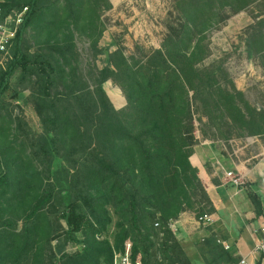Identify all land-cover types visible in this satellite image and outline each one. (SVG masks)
<instances>
[{"label":"trees","instance_id":"1","mask_svg":"<svg viewBox=\"0 0 264 264\" xmlns=\"http://www.w3.org/2000/svg\"><path fill=\"white\" fill-rule=\"evenodd\" d=\"M167 2L159 47L136 45L127 56L120 40L100 44L110 0H0L3 15L27 8L13 59L0 68V264H112L127 241L143 264H193L170 224L184 211L199 222L215 211L190 161L197 122L206 118L204 138L257 136L264 145V108L238 89L226 56L206 61L209 34L260 2L240 37L264 69V0ZM78 36L103 56L93 87L79 72ZM16 72L14 91L29 89L39 134L7 109ZM244 186L254 220L264 218L263 195ZM62 237L82 249L56 252ZM221 241L216 232L203 240L206 264H237Z\"/></svg>","mask_w":264,"mask_h":264},{"label":"rangeland","instance_id":"2","mask_svg":"<svg viewBox=\"0 0 264 264\" xmlns=\"http://www.w3.org/2000/svg\"><path fill=\"white\" fill-rule=\"evenodd\" d=\"M144 1L124 0L121 8L104 13L103 19L106 30L100 41L101 46L106 47L113 40H120L125 47V54L127 56L136 54V45H140L146 49L149 47H159L165 32L164 22L168 3L164 2V0H159L157 9L152 10L150 9V2L145 3ZM132 6L134 9L131 8ZM261 8V3L258 2L248 10L232 16L221 28L211 31L209 34L211 56L206 61L226 56V68L238 89L245 93L246 99L252 105L264 108V69L258 59L250 58L247 55L244 43L240 37L244 35L248 25L254 22L253 16ZM76 41L79 53V72L93 87L95 74H97V71L103 65V56L93 58L89 49V42L86 38L78 36ZM17 75L18 72L14 74L10 82V88L4 95V100L8 104L7 109L13 116L23 115L33 132L39 134L42 132V126L35 113L33 104L28 99L29 89L18 88V93L14 91ZM105 86L112 98H123L122 93L116 85L107 83ZM203 122L205 124L197 122L198 130L196 131V135L200 141L205 139L200 131L202 127L207 128L206 125L208 123L206 124L205 117H203ZM208 133L212 135L210 131ZM207 139L218 140L213 139V137ZM231 139L236 140L233 142L235 147L248 144L245 147V154H248L250 151L259 152L261 144L263 145L261 139L257 136L234 137ZM254 140H258V143ZM63 224H65L64 221ZM19 226H21V222H19ZM113 232L114 226L111 225L107 233L110 239H112ZM77 236L81 238V236ZM53 246L56 252H58V246H61V250L66 252H73L81 250L83 244L78 241L64 243V237H62L59 240H54ZM202 248L203 245L195 246L192 257L193 264H206L205 258H209V255L201 251Z\"/></svg>","mask_w":264,"mask_h":264},{"label":"crops","instance_id":"3","mask_svg":"<svg viewBox=\"0 0 264 264\" xmlns=\"http://www.w3.org/2000/svg\"><path fill=\"white\" fill-rule=\"evenodd\" d=\"M110 1L113 4L111 10H116L121 8L124 0ZM144 2H150L152 10H156L159 5V0H145ZM164 2L168 3L167 0ZM131 8L134 9L133 6ZM107 83L112 84L111 81L105 84ZM105 84L104 88L114 106L123 107L126 104L124 96L123 98H112ZM117 88L121 92L118 86ZM235 141L230 139L224 143L219 139L205 138L194 147V153L190 156V161L198 168V176L215 207V211L210 214L209 223L199 222L193 211H184L178 219L171 223V229L191 260L195 246L202 245L201 242L211 232H216L221 240L232 248L236 256L249 255L252 260H255L252 255L255 246V231L262 218L254 220V211L247 196L246 187L234 186L225 177L224 170L234 171L248 183L251 189L259 191L264 197V188H260L257 184V178L264 166V146L261 144L259 152L250 151L245 154V147L248 144L235 147L233 144ZM254 141L258 143V140Z\"/></svg>","mask_w":264,"mask_h":264},{"label":"built area","instance_id":"4","mask_svg":"<svg viewBox=\"0 0 264 264\" xmlns=\"http://www.w3.org/2000/svg\"><path fill=\"white\" fill-rule=\"evenodd\" d=\"M26 9L27 8H24L21 11L3 15L2 8L0 7V68L5 69L7 63L13 59L12 47L14 39L16 38L20 26L24 21ZM224 174L234 186L238 188L244 186L245 181L242 177L235 174L234 171L224 170ZM201 221L202 223H209L211 221V215L205 214ZM255 233V246L252 251V255L255 257V260H252V257L249 255H244L240 256L237 264H264V218H262V221L259 223V227ZM221 242L226 248H229L224 241ZM112 264L143 263L140 254H138L135 258L133 257L131 242L127 241L123 251L114 252Z\"/></svg>","mask_w":264,"mask_h":264},{"label":"water","instance_id":"5","mask_svg":"<svg viewBox=\"0 0 264 264\" xmlns=\"http://www.w3.org/2000/svg\"><path fill=\"white\" fill-rule=\"evenodd\" d=\"M257 184L260 188H264V166L260 171V175L257 178Z\"/></svg>","mask_w":264,"mask_h":264}]
</instances>
